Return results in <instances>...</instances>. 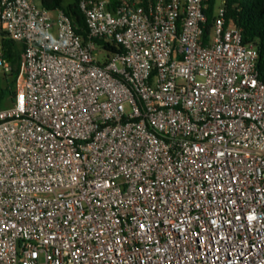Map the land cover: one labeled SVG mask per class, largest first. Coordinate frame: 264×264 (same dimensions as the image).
<instances>
[{
    "label": "built area",
    "instance_id": "obj_1",
    "mask_svg": "<svg viewBox=\"0 0 264 264\" xmlns=\"http://www.w3.org/2000/svg\"><path fill=\"white\" fill-rule=\"evenodd\" d=\"M106 4L78 0L84 40L60 10L0 0L19 51L0 103V264H264L256 48L223 2L207 41V0ZM11 70L0 44V83Z\"/></svg>",
    "mask_w": 264,
    "mask_h": 264
},
{
    "label": "trees",
    "instance_id": "obj_2",
    "mask_svg": "<svg viewBox=\"0 0 264 264\" xmlns=\"http://www.w3.org/2000/svg\"><path fill=\"white\" fill-rule=\"evenodd\" d=\"M39 4L49 12L62 11L70 20L75 31L84 39L87 38L84 16L81 13L78 0H38ZM106 7L114 11L121 0H104ZM223 2L226 26L229 24L240 30L242 43L252 45L258 52L257 69L264 71V0H207V25L204 39L208 40L209 33L215 20V10ZM0 44L5 59L11 65V73L6 75L0 83V103L7 96H14L13 87L19 73V51L14 42L0 36ZM110 54H119L120 48L107 43H97Z\"/></svg>",
    "mask_w": 264,
    "mask_h": 264
},
{
    "label": "rangeland",
    "instance_id": "obj_3",
    "mask_svg": "<svg viewBox=\"0 0 264 264\" xmlns=\"http://www.w3.org/2000/svg\"><path fill=\"white\" fill-rule=\"evenodd\" d=\"M97 54L99 55V56H101V57H103L104 55H105V53L101 50V49H97ZM10 98H13L12 96H10ZM9 98V96H7L6 98H5V100L3 101V102H1V106L3 107V108H7V107H10L11 106V99Z\"/></svg>",
    "mask_w": 264,
    "mask_h": 264
}]
</instances>
